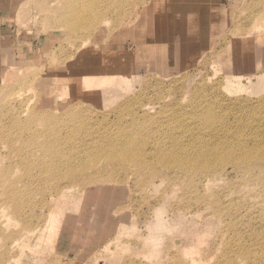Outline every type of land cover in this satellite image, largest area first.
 Here are the masks:
<instances>
[{
    "label": "rangeland",
    "instance_id": "obj_1",
    "mask_svg": "<svg viewBox=\"0 0 264 264\" xmlns=\"http://www.w3.org/2000/svg\"><path fill=\"white\" fill-rule=\"evenodd\" d=\"M64 3L0 0V264H264L262 171L219 159L264 146V63L232 72L264 0H86L78 31Z\"/></svg>",
    "mask_w": 264,
    "mask_h": 264
},
{
    "label": "bare ground",
    "instance_id": "obj_2",
    "mask_svg": "<svg viewBox=\"0 0 264 264\" xmlns=\"http://www.w3.org/2000/svg\"><path fill=\"white\" fill-rule=\"evenodd\" d=\"M84 3H86V0H85V2H84V0H65V3H64L65 7H69L70 9H73L72 11H74L73 13L75 14L74 16L67 18V24H66L65 27H68L69 29H72L73 31H78L79 30V27L77 26V24H75L74 19H77V17H78L77 14H78L79 10L85 9L86 5H84ZM259 13L263 14L264 12H263V10H260ZM259 16L261 17L262 15H259ZM256 19H258V18H256ZM71 22H72V24H71ZM257 24L258 23H255L253 25L251 31H249V33L246 35L245 39L247 40V43H248L249 47L247 48V50L241 56L240 63H239L241 65L237 69L234 68L235 71H232L233 73L238 74L239 72L245 71L247 69L249 70L250 68H252L256 64L264 63V36H262L263 39L260 37L261 35H264V32H263L264 29L262 27L263 25L261 26V24H258V25ZM124 51L125 50H123V49L115 50L114 55H113V57H114L113 59L114 60L112 62H109L106 65V69H108L109 72H110L111 70H115V68H118L117 74L114 75L112 77V79H115L116 76L120 75V78L122 79V82H126L127 83L131 79L130 78L131 77V73H133L135 71V69H136V63H135V60H130L127 57L125 58V56H123L125 54V53H123ZM182 51H183V47L180 48V57H181L180 58V62H181V64L183 63ZM111 65L114 66V67H112ZM111 68H113V69H111ZM94 75L95 74H92V75L91 74H86V75H84L81 78V80H79V82L74 81V82H72L69 85L64 84L65 90H67L69 95H73V96L74 95H78L80 93V92H78L79 88H81L79 85L86 84V83H87L86 85H88V84L90 85V84H92V82L94 84V81L92 80L93 78H95ZM104 77L105 78L102 80V85H103L104 82H106L109 79L108 77H106V74L104 75ZM67 80L71 81V78L67 77ZM89 88H91V86ZM75 109L76 108L73 107L70 110V111H72L71 113H73V111ZM135 116H136V114H135ZM138 116L139 115H137L134 119H132L133 122L135 120H138V119L140 120V118ZM213 116L211 115V117H213ZM56 120L59 121V118L56 117ZM133 122H132V124L135 123L136 125H139V124H137L136 121L134 123ZM56 123H57L56 121H55V123L53 122V124H54L53 126H55ZM135 124H134V126H136ZM127 133H128V131H127ZM124 134H125V132H124ZM128 140H131L129 142H132L133 139L130 138ZM113 145H115V144H113ZM113 145L111 146L112 150H113V148L115 149V151H116V149H120V150H117L116 152L114 151L115 153H111L113 155H110V157L108 159L111 162L112 161L115 162V160L116 161H118V160L120 161V159H121L124 165H125L124 162L127 163V161L129 160V163L132 162V163H134L135 165H138V166H149V163L147 164L148 160L146 159L145 156H144L145 157L144 158L143 155L141 157V155H140L141 153H138L139 155L135 156L134 153L136 151L135 152L134 151L133 152H126V149L129 150L130 148H132L131 146L127 147V146H123L122 145L124 148L122 147L123 149H121V145L119 147H118V145H115V147H113ZM263 147L256 146V147H253V148L251 147V149L249 147H247V148L244 147L245 149L243 148V150H240L239 152H236L235 154H233V153L231 154L230 152H229V154H227V153L226 154H222L219 159L220 160L230 159L231 162H233L234 165L235 164L239 165V167H242V169H244L247 172L252 170L251 167H258L262 171L261 172L263 174L262 177H264V149H263ZM43 148H45V150H47V151H50L51 148H52V145H48V144L44 145L43 144ZM106 148H110V147L106 146ZM209 149H205L206 151H204V152H212L211 149L210 150ZM179 152L180 151H178V152H172L171 151L169 154L163 153V154L158 155V157H159V160L161 161V163H163L164 165H167V166H182V167L188 169V167L194 165V162H195L194 160L196 158H194L193 155L191 156L189 153H186V152H184V153H179ZM108 155L109 154L106 155L107 158H108ZM210 155H212V154L200 153V154H197L196 157L204 158L203 162L207 163L205 165L209 168V167L212 166V161L210 160V158H207ZM159 160H158V162H159ZM66 163L71 166V165H73L74 162L68 161ZM151 163L153 164L154 162L152 161ZM118 164H122L121 161L118 162ZM126 165L128 166L129 164H126ZM150 166H152V165H150ZM209 169H211V168H209ZM52 171L54 172L55 170L54 169H50L49 170V172H52ZM67 174L69 176L73 177V175H75V172L71 168L70 170H68ZM69 178H71V177H69ZM19 195H20V193L18 191H12L11 192V197L14 198V199L17 198ZM216 207H217L216 212L218 214L223 211V209L221 208V205H219V206L216 205Z\"/></svg>",
    "mask_w": 264,
    "mask_h": 264
}]
</instances>
